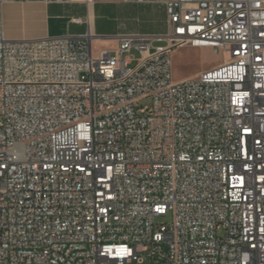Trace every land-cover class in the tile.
<instances>
[{"label":"built area","instance_id":"2783aa9c","mask_svg":"<svg viewBox=\"0 0 264 264\" xmlns=\"http://www.w3.org/2000/svg\"><path fill=\"white\" fill-rule=\"evenodd\" d=\"M17 1L0 0V264H264V0L170 1L168 35L97 57L90 30L7 40ZM185 45L229 59L173 83Z\"/></svg>","mask_w":264,"mask_h":264},{"label":"crops","instance_id":"0c3cea01","mask_svg":"<svg viewBox=\"0 0 264 264\" xmlns=\"http://www.w3.org/2000/svg\"><path fill=\"white\" fill-rule=\"evenodd\" d=\"M173 0H21L4 6L7 40L35 42L47 38L93 34L97 53L117 50L128 35L164 37L171 32L167 3ZM80 19L82 23H75ZM157 39V38H155Z\"/></svg>","mask_w":264,"mask_h":264},{"label":"rangeland","instance_id":"374dc122","mask_svg":"<svg viewBox=\"0 0 264 264\" xmlns=\"http://www.w3.org/2000/svg\"><path fill=\"white\" fill-rule=\"evenodd\" d=\"M167 40L155 41L154 48L160 46H166ZM100 53V52H99ZM96 51L93 52L94 57L98 54ZM130 56L136 60L140 57L138 50H132ZM229 55L225 52H215L210 48L194 47L185 45L174 49L171 60H172V81L173 83H180L188 80L195 79L199 75L207 70L219 67L227 62ZM172 215L168 214L166 217L160 218L157 222L170 223L172 221ZM116 264V263H106ZM127 264H138L137 261H133Z\"/></svg>","mask_w":264,"mask_h":264}]
</instances>
